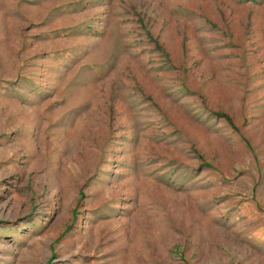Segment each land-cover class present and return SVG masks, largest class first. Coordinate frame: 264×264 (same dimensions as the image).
Listing matches in <instances>:
<instances>
[{
    "label": "rangeland",
    "instance_id": "obj_1",
    "mask_svg": "<svg viewBox=\"0 0 264 264\" xmlns=\"http://www.w3.org/2000/svg\"><path fill=\"white\" fill-rule=\"evenodd\" d=\"M0 264H264V0H0Z\"/></svg>",
    "mask_w": 264,
    "mask_h": 264
}]
</instances>
